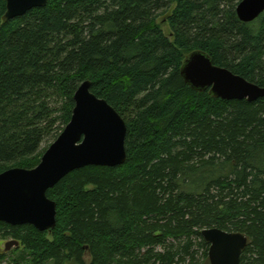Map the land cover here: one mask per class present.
<instances>
[{
  "label": "trees",
  "instance_id": "1",
  "mask_svg": "<svg viewBox=\"0 0 264 264\" xmlns=\"http://www.w3.org/2000/svg\"><path fill=\"white\" fill-rule=\"evenodd\" d=\"M241 1L49 0L5 23L0 0V174L39 165L86 81L128 127L123 166L48 191L55 229L0 222L20 243L11 264H210L212 228L248 238L240 264H264V98L218 99L181 76L203 51L264 87V14L241 22Z\"/></svg>",
  "mask_w": 264,
  "mask_h": 264
},
{
  "label": "water",
  "instance_id": "2",
  "mask_svg": "<svg viewBox=\"0 0 264 264\" xmlns=\"http://www.w3.org/2000/svg\"><path fill=\"white\" fill-rule=\"evenodd\" d=\"M49 0H6L4 22L23 17ZM264 14V0H242L237 16L252 23ZM185 83L198 92L210 91L215 98L255 102L264 98V87L248 82L226 68L216 66L203 51L189 54L181 68ZM75 107L70 123L45 151L33 169L12 168L0 174V222L11 226L31 225L40 232L52 231L57 225V204L48 191L72 172L89 167H120L127 162L128 127L120 114L91 91L84 82L74 96ZM202 237L210 244V264H240L248 245L241 233L217 228L205 229ZM11 240L6 252L18 248Z\"/></svg>",
  "mask_w": 264,
  "mask_h": 264
},
{
  "label": "rangeland",
  "instance_id": "3",
  "mask_svg": "<svg viewBox=\"0 0 264 264\" xmlns=\"http://www.w3.org/2000/svg\"><path fill=\"white\" fill-rule=\"evenodd\" d=\"M159 24L161 25V27L164 29V31L166 32V33H168L169 32V28H168V24L167 23H165V21H163V20H160L159 21ZM55 142V141H54ZM54 142H49V141H47V142H45L44 144H43V146H42V149H46L48 146H49V144H51L52 145V143H54ZM50 147V146H49ZM48 147V148H49ZM9 241H11V239L10 240H0V256L1 255H3V254H5L6 253V255H8L9 257L8 258H6V259H4V260H1L0 259V264H11L10 262H11V260H13L14 258H16L17 259V257L19 256V252H17L16 253V251H15V248H12L9 252H6V244L9 242Z\"/></svg>",
  "mask_w": 264,
  "mask_h": 264
}]
</instances>
